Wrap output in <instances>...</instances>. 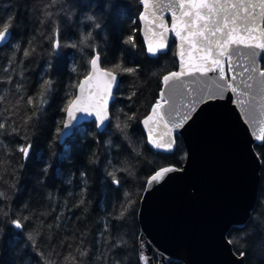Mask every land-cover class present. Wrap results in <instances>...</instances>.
Masks as SVG:
<instances>
[{
  "label": "trees",
  "instance_id": "trees-1",
  "mask_svg": "<svg viewBox=\"0 0 264 264\" xmlns=\"http://www.w3.org/2000/svg\"><path fill=\"white\" fill-rule=\"evenodd\" d=\"M43 4L50 7L44 9ZM61 6L62 0L55 4L52 0H0V20L6 16L15 18L11 45L0 47V69L9 67L8 73L0 71V78L6 81L7 75L13 76V83L0 81L5 95L0 100V123L7 128L0 131V159L4 161L0 164V189L10 191L11 184L19 189L11 191L9 199L0 200V264H48L49 259L65 264L64 258L70 253L76 258L74 264H113L115 260L140 264L138 210L146 181L161 166H181L186 157V147L179 135L173 152L156 151L148 145L141 125L159 96L163 75L177 69L176 45L172 40L165 54L147 55L140 36L139 0H67L64 9L72 8L70 19ZM44 11L53 13L62 42H75L80 32L91 30L103 49L104 68L112 69L121 63L137 69L134 74L117 72L120 83L110 106L111 123L99 131L94 121L84 122L63 144L58 143V128L65 117L62 109L77 90L69 85L83 78L72 71V66L85 72L90 50L63 48L58 54L52 53L51 39L42 35L47 33L50 37L52 29L51 24L40 23ZM85 14L102 17V29L91 28V22L83 19ZM128 36L133 37L135 47L124 43ZM16 44L20 48L13 52ZM24 48L29 50L27 57L23 55ZM9 58L15 60L16 72L7 65ZM21 71L23 76L18 75ZM47 78L54 83L42 116L38 121H29L26 135L12 134L10 129L23 128V117L31 116L35 110L31 105L25 106L24 101L17 106L18 111L12 105L19 95L25 99L33 96L35 101L40 84ZM16 82L23 83L22 93L15 92ZM132 92L136 95L129 99ZM124 113L135 114V119L129 121L128 139L114 128L116 117L123 120ZM28 143L32 149L25 160L15 149ZM255 148L262 160L257 203L248 222L243 227H232L228 234L234 250L238 254L244 252L246 264H264V142ZM109 160L116 167L131 165V176L127 172L117 173L119 186L110 183L106 175ZM81 173L86 175L82 177ZM129 200L131 205L121 216L122 205ZM16 217H27L23 229H15L7 222ZM29 233L35 235V246L27 240ZM117 241L123 243L112 248ZM78 245L80 250L87 248L89 255L81 257ZM36 246L43 256L35 254Z\"/></svg>",
  "mask_w": 264,
  "mask_h": 264
},
{
  "label": "snow or ice",
  "instance_id": "snow-or-ice-1",
  "mask_svg": "<svg viewBox=\"0 0 264 264\" xmlns=\"http://www.w3.org/2000/svg\"><path fill=\"white\" fill-rule=\"evenodd\" d=\"M57 2L58 0H52L53 4ZM139 3L142 5L140 19L142 21L148 20L146 13H150L153 17L151 23L161 29L160 42L155 46L152 44L148 45V55L158 57V55L165 54L167 43L164 39V33L168 31H172L179 38L182 49L186 44L191 54L201 53L200 56L195 57V63L189 62L186 67L182 63L180 71H172L163 75V84L169 90L168 98L165 99L164 93L161 92V99H158L152 106L151 113L145 117L143 124L148 127L150 122L158 125L160 121H163V126L168 131L163 136H158L154 139L152 137V129L149 128L148 143L152 147L164 151L172 149L174 139L170 134L171 131L182 128L185 122L190 119L191 114L196 111L198 105L203 104L205 101H212L222 97L226 91L230 90L235 94V102L241 105L245 115L250 116L251 108L255 105L257 97L264 101V68L258 67L257 64L258 57L264 59V0H168L166 4H162L160 0H139ZM111 6L120 7L117 4H112ZM49 7V4L42 5L44 9ZM61 7L65 11V16L70 19L73 15L72 8L64 9L63 5ZM85 7H91V5H85ZM157 9H167L171 12V29L164 22L163 15H157ZM177 11L179 15H177ZM42 15L44 18L40 20V23L45 24L47 22L52 25L50 37L47 33H42L46 38L51 39L52 53L58 54L63 48L77 49L81 52H84L85 49L90 50L85 72L80 73L75 65L72 66V71L83 76V79L69 85L70 88L78 89V94L62 109L66 116L60 122L62 127L58 128V135L62 138L70 137L76 132L78 121L81 119L77 113L94 117L96 126L104 129L112 120V114L109 113L107 107L108 100L115 99L114 88L117 91L119 90L116 73L134 74L137 69L125 67L121 63L115 64L112 69H102L100 64L103 49L96 43L95 36L91 30L86 33L80 32L79 38L75 42H62L61 30L53 13L44 11ZM14 19L12 16H6L3 20H0V47L11 45L12 28L14 27L12 21ZM83 19L91 22V28L102 29V17L94 14H85ZM157 21H159L158 25ZM124 43L135 47L132 36H128ZM19 48V44L14 45L13 52ZM32 51H35V49H32ZM29 54L28 48H24L23 55L27 57ZM183 55L184 53L181 51V57ZM225 62L227 63V74L224 67ZM7 65L11 66L12 72H16L14 59H7ZM48 68H51V64L48 65ZM0 71L8 73L9 67H4ZM101 72L105 77L103 107L92 109L87 103L89 97L85 96V85H89L90 95L91 81ZM210 72H216L217 76L208 77ZM18 75L23 76V72H19ZM189 77L191 79H188ZM204 77L207 80L202 79ZM238 77L239 80L237 79ZM0 81H3V78H0ZM3 82L13 83V76L7 75L6 81ZM53 83L50 78L43 79L35 101L33 96H27L26 99L23 95L18 96L15 104L12 105L13 108H17L21 101H24L25 106L31 105L35 110L31 116L25 114L22 119L23 128L12 127L10 129L12 134L26 135L29 121L33 119L39 120L45 110V106L49 102L48 97L52 93ZM14 87L16 93L23 92L22 82H16ZM134 95L136 93L132 92L128 98L131 99ZM4 99L5 95L2 94V88H0V100ZM166 104L168 105V111L162 113L161 110L164 109ZM260 108L261 115L264 116V104H261ZM119 111L122 113L123 109ZM173 113H175V118L166 119V117H171ZM124 117L123 120H120L119 116L116 117L114 128L121 136L128 139L129 121L135 119V114L128 115L124 113ZM169 123L171 128H169ZM0 131H7L5 123H0ZM261 132H264V129H261ZM260 138L257 136V139ZM108 143L111 144V141H108ZM31 149L32 144L28 143L27 146L20 145L15 150L22 153L23 158L27 160ZM133 151L139 155L135 148H133ZM3 163V159H0V164ZM172 171H174L172 167H161L151 175L146 184L158 183L167 173ZM118 172H127L131 176V165L116 167L109 160L106 175L110 178V183L116 186L121 183L117 177ZM85 175V173H81L82 177ZM9 189L10 191L7 192L0 189V200L9 199L11 191H19L16 184L9 185ZM130 205V200L125 205H122L121 216L124 215ZM4 215L7 216V213H4ZM24 219H27V217H16L7 222L15 229H23ZM105 230H107V225H105ZM262 235H264V231H262ZM27 240L35 246L34 234L29 233ZM228 242L232 243L231 240ZM122 243V241H117L111 247H120ZM36 248L35 254L43 256L44 254L39 252L38 246ZM77 250L81 257L89 255L87 248L80 250L78 245ZM240 255L243 257L244 252H241ZM20 258L24 259V256L21 255ZM64 259L65 264H68L69 260H72L74 264L76 258L70 253ZM104 259L105 261L107 260L106 257ZM139 260L142 264H150L143 252L139 254ZM48 264H55V261L49 259ZM113 264H121V261L115 260Z\"/></svg>",
  "mask_w": 264,
  "mask_h": 264
},
{
  "label": "water",
  "instance_id": "water-1",
  "mask_svg": "<svg viewBox=\"0 0 264 264\" xmlns=\"http://www.w3.org/2000/svg\"><path fill=\"white\" fill-rule=\"evenodd\" d=\"M160 2L166 4L168 0ZM140 13V35L147 53L149 44L155 46L160 42L161 29L151 23L153 17L150 13H146L148 20L145 21L140 19ZM161 14L171 29V12L157 9V15ZM164 39L167 43L165 52L169 50L171 41H175L178 67L172 71H180L182 63L185 67L189 62L195 63V57L201 55L191 54L186 44L182 49L181 41L172 31L165 32ZM257 64L264 68V62L259 57ZM100 67L107 69L102 64ZM224 67L227 74L226 62ZM116 75L120 82L118 73ZM215 76L216 72L208 73V77ZM202 79L207 80L206 77ZM104 90L105 77L102 72L91 81L90 95L89 85H85V96L89 97L87 103L92 109L103 107ZM161 92L167 99L169 90L163 81L158 99H161ZM113 100H108L109 113ZM235 100V94L229 90L222 97L198 105L182 128L171 131L174 145L168 151L155 149L148 143L149 128L152 129L154 139L168 131L163 121L158 125L150 122L145 127L143 121L151 109L142 118L141 125L151 148L173 152L177 145V134L186 147V158L182 166H162L172 167L174 171L167 173L158 183L146 184L140 199L138 255L143 252L150 264H169L171 261H181L183 264H246L245 255L241 257L234 250L233 243L228 242V234L232 227H243L248 222L257 203L262 160L255 145L264 142V132H261L264 129V116L260 108L264 101L257 97L250 111V120V116L245 115ZM161 111L167 112L168 105ZM77 115L81 117L78 125L94 121L92 116L82 113ZM173 118L175 113L166 117L169 120ZM257 136L261 138L257 139ZM68 138L59 136L58 143L63 144Z\"/></svg>",
  "mask_w": 264,
  "mask_h": 264
},
{
  "label": "rangeland",
  "instance_id": "rangeland-1",
  "mask_svg": "<svg viewBox=\"0 0 264 264\" xmlns=\"http://www.w3.org/2000/svg\"><path fill=\"white\" fill-rule=\"evenodd\" d=\"M67 2V0H62V5H64V7H65V3ZM43 18V15L41 14V16H40V18ZM45 26V25H44ZM43 38L45 39L46 37L45 36H43Z\"/></svg>",
  "mask_w": 264,
  "mask_h": 264
}]
</instances>
